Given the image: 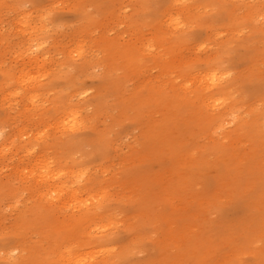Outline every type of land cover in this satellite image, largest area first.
<instances>
[{"label":"bare ground","instance_id":"obj_1","mask_svg":"<svg viewBox=\"0 0 264 264\" xmlns=\"http://www.w3.org/2000/svg\"><path fill=\"white\" fill-rule=\"evenodd\" d=\"M89 1L95 9L102 8L101 0ZM149 1L142 0L141 4ZM104 2L108 5V0ZM153 3L159 5L160 12L154 20L155 31L148 37L152 40L149 46H155L149 59H145L144 51L119 37L100 36L96 43L98 51L104 55L108 66L133 72L142 69L143 64L161 68L167 65V58L169 66L175 63L173 59H180L179 66L185 70L183 84L176 86L167 79L163 86L143 80L140 88L126 95L119 81L108 76L105 83L95 85L96 92L81 105L84 109L91 108L84 116L78 113L80 108L71 97H66L58 87L60 83H69L68 79L74 80L78 71L75 69L87 68V61L71 64L74 69L66 75L56 74L21 86L25 97L31 101L32 106L28 108H35L40 96L54 91L49 100L41 103L40 111L33 114L37 121L51 119L53 128L50 133L43 129L34 133L33 146L22 145L27 153L38 147L42 156L38 159V172L31 180V184L39 185L32 213L41 220V228L36 230L38 239L34 243L28 245L25 237V245L22 242L10 245L7 254L12 256L18 251V255L10 262L3 258L5 264H122L124 253L105 255L101 252L111 250L104 248V243L113 240L112 230H97V224H92L111 218L114 210L127 202L126 197L122 194L115 201L112 195L108 199L106 196V200L103 196L99 199L93 193L97 189L93 177L83 176L80 158L88 161L92 156L101 157L113 147L120 133L127 129L122 124L132 105L137 106L139 116L137 148L132 159L139 165L147 164L146 159L150 160L148 163L163 159L172 162L169 167L176 173L170 184L163 186L160 198L174 211L178 207L175 202L184 197L202 215L198 227H202L203 232L191 234L188 240L184 233L177 235L180 246L184 249L187 246L186 251L176 254L169 251L170 255L162 251L148 260H152V264L188 261L199 264L217 253L218 242L221 243L219 232L233 230L238 252L232 259L236 262L216 255L214 259L220 261L214 264H264V234L248 245L249 235L264 231V0H153ZM184 12L188 13L185 22L175 17ZM88 19L93 22L96 17L88 15ZM164 24L169 32L161 30ZM184 24L193 29L187 26L179 29ZM196 28H208L215 35L226 34L203 59H191L184 53L173 56L174 51L188 49L197 39ZM244 30L250 32L248 37L235 40ZM26 33L20 42L23 52L30 57V65L42 68L43 60L55 47L53 42L47 51H41L42 43L49 37L46 24L43 32ZM167 67L163 66V72ZM16 73L12 72L11 76L18 82L21 76H15ZM114 82L113 86L109 84ZM14 93L15 90L10 91L11 96ZM154 100L157 111L162 108L166 111L161 112L160 117L150 118L145 115L152 107L143 110L140 106ZM51 112H55L52 118L47 115ZM194 116L198 125H191ZM230 121L234 126L226 127ZM117 125L121 126L117 128ZM9 138L10 134L0 128V154L6 152ZM50 151L57 157L47 156ZM135 171L136 166H133L132 173ZM149 177H127L139 194L133 198L132 207L142 209L141 204L145 220L159 221L161 230L172 229L174 220H179L184 229L187 214L163 220L154 213L151 206L154 198L146 191L154 183ZM5 185L10 188L8 182L0 181V192L6 190ZM166 195L168 200L164 199ZM228 200L232 207L225 206ZM229 209L234 210L233 218L227 217ZM29 212L27 209L24 214ZM210 229L214 235H209ZM78 243L86 246L84 252L74 250ZM102 248V255H98ZM244 254L248 256L242 258Z\"/></svg>","mask_w":264,"mask_h":264},{"label":"rangeland","instance_id":"obj_2","mask_svg":"<svg viewBox=\"0 0 264 264\" xmlns=\"http://www.w3.org/2000/svg\"><path fill=\"white\" fill-rule=\"evenodd\" d=\"M141 1L108 0L107 5L104 0H101L102 8L95 9L89 0H0V128L3 133L10 134L5 148L6 152L0 154V181L8 182L10 186L7 189L5 185L6 190L0 192V264H5L3 258L7 262L17 258L18 251H14L12 256L7 254L10 245L16 242H22V245H25L27 243L25 237H27L28 245L34 243L38 239L36 230L41 228V220H38L32 213L34 201L38 199L39 185L31 184V180L38 172L37 163L42 156L38 153V147L27 153L22 145L29 143V147L33 146L36 138L34 133L39 132L40 129L48 133L52 132L53 121L51 119L37 121L36 115L33 114L40 111L41 103L45 99L49 100L54 91L40 96L35 108H28L32 105L30 99L25 97L24 90L21 89L23 83L32 80L40 82L61 73L66 75L68 71L74 69L70 66L71 64L87 61L89 64L87 68L75 69L78 70L75 79L67 80L69 83H75V87H71L69 83H60L58 87L66 97L70 96L71 101L78 105V109L80 108L78 113L81 116L91 110L90 107L82 108L83 102L96 92L95 85L105 83L104 80L108 76L119 81V86L124 88L126 95L140 88L143 80L163 86L167 79L176 86L183 84L185 70L179 66L180 59H173L175 63L169 66L170 60L167 58V65L163 66L168 67L164 72L163 66L160 68L152 64L150 66L143 64L142 69L133 72L124 67L108 66L104 55L98 51L96 43L100 36L119 37L122 41H129L134 48L138 47L139 50L144 51L145 59H149L155 46H149L152 40L148 37L155 31L154 20L159 17L160 11L158 10L159 5L153 3V0L145 5H142ZM160 7L162 9V5ZM88 15H95V21L90 22ZM187 15L188 13L184 12L175 14V17L183 21ZM44 24H46V33L49 37L42 43L43 50L41 51H47L52 47L53 42L55 47L50 49L46 60H43L44 67L41 68L38 67L39 65L29 64L30 57L23 52L20 42L27 35L26 32H43ZM186 26L184 24L179 29L186 28ZM187 29L192 30L193 26H187ZM161 30L170 31L165 24L162 25ZM225 34L226 32L215 35L208 28H196L197 39L190 43L188 49L174 51L173 56H183L184 53L185 57L191 59L197 57L203 59L213 52L214 44ZM249 34L250 32L245 30L239 32L235 40L246 39ZM14 71L17 72L15 76H21L18 82L13 80L14 75L11 76ZM109 84L113 86L116 82ZM13 90L15 93L11 96L10 91ZM148 107H152V111H146L145 116L150 115V118L160 117V113L166 111L164 108L157 111L155 100L148 105L140 106L143 110H147ZM238 111L239 109L236 110ZM185 112L187 109L184 110ZM47 115L52 118L55 112ZM138 117L137 106H130L126 112V120L122 124L127 129L120 133L113 147L101 157L92 156L88 161L80 158L83 176L93 177L97 188L93 193L99 199L103 196V200H106V196L108 199L112 195L115 201L122 194L126 197L127 202L116 208L111 218H104L92 224H97L96 228H99L97 230H105V228L112 230L113 240L104 243V248L110 247L111 250L101 251L104 249L102 248L98 251V255H102L100 251L105 255L119 251L124 253L122 264H152V260L148 259L158 256L162 251L165 255H170L169 251L174 254L186 251L187 246L186 249L180 246L178 242L180 236L177 235L184 233L188 240L191 234L203 232V228L198 227L201 226L199 217L202 215L195 210L196 208H193V203L188 204L186 199L181 197V204H178L180 199L175 202L179 208L172 211L160 198L163 186L167 187L175 176L176 172L169 167L172 162L163 159L159 162L155 160L148 163L150 160L146 159L144 163L147 164L139 165L136 160L132 159L137 148L135 140L139 133ZM191 125H198L195 116L191 120ZM119 126L121 125H117V128ZM233 126L234 122L231 121L226 125L229 128ZM47 156L57 157L53 151H50ZM133 166H136V171L132 173ZM129 175L140 177L149 175L154 183L146 191L150 192L151 197L154 198L151 204L154 213L163 220L168 217L182 218L187 214L186 220L184 219V229H181L179 220H174L173 228L165 231L159 228V221L145 220L144 207L141 204L142 209L132 207L135 202L133 198L139 194L128 180ZM48 197L47 195L46 198ZM164 199L168 200L167 195ZM224 204L230 206V200ZM181 206L182 209H180ZM27 209H30V212L24 214ZM233 211L228 210V218H233ZM225 212L227 213V210ZM218 214L223 217L222 212L218 211ZM126 223L130 225L127 226ZM255 233L249 235L248 245L253 239L257 240L259 235L264 234V231ZM209 235H214L212 229ZM218 237L221 243L218 242L217 253H212L208 260L202 259L199 264H214L219 260L214 259L216 255L220 259H231L236 262L232 259L238 252L234 231L219 232ZM85 247L78 243V247L74 250L82 253L86 250ZM247 256L244 254L242 258ZM183 263L191 264V261Z\"/></svg>","mask_w":264,"mask_h":264}]
</instances>
